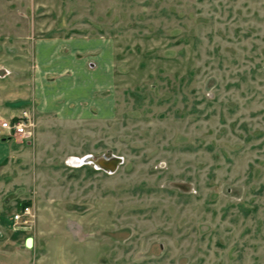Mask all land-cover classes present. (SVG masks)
I'll use <instances>...</instances> for the list:
<instances>
[{"label":"rangeland","instance_id":"rangeland-1","mask_svg":"<svg viewBox=\"0 0 264 264\" xmlns=\"http://www.w3.org/2000/svg\"><path fill=\"white\" fill-rule=\"evenodd\" d=\"M22 111L0 264H264V0H0V122Z\"/></svg>","mask_w":264,"mask_h":264},{"label":"built area","instance_id":"built-area-1","mask_svg":"<svg viewBox=\"0 0 264 264\" xmlns=\"http://www.w3.org/2000/svg\"><path fill=\"white\" fill-rule=\"evenodd\" d=\"M0 129L5 130L10 136L14 137L30 138L34 134V124L26 111H22L17 117H12L9 120H2L0 122ZM10 219L14 225L19 224V226L23 227L25 230V228L32 225L35 216L32 215L29 206H24L14 213Z\"/></svg>","mask_w":264,"mask_h":264},{"label":"crops","instance_id":"crops-1","mask_svg":"<svg viewBox=\"0 0 264 264\" xmlns=\"http://www.w3.org/2000/svg\"><path fill=\"white\" fill-rule=\"evenodd\" d=\"M53 44H55V45H53ZM61 45V44H60ZM59 45V43L58 42H56V43H51V47H54V46H60ZM44 47H47V44H45V42H42L41 44H40V46H39V48H41V49H39V50H37L38 51V53H37V60H42V59H45V58H50V59H54V61H55V63L52 65L53 66V68H58L57 69V71L58 72H63V69L65 70L66 68H69L71 65L69 64V63H67L66 61H69V60H73V55L72 54H70V55H66V56H64V58H66V59H64L63 57H60V54H58L57 52H54L53 54H52V57H50L49 55L48 56H46V57H42L41 56V51L44 49ZM56 49V48H55ZM55 49H53L52 51H55ZM59 49V48H58ZM58 51V50H57ZM40 53V54H39ZM55 54V55H54ZM60 58H62V59H64V61H58V59H60ZM56 61H58V62H56ZM77 237H79V235L77 236ZM81 240H83V238H78V241H81ZM34 245H35V242H34V239H33V247L30 249V250H32L33 248H34ZM22 246L23 245H21L20 246V248H21V250H23L24 248H22ZM9 254V253H8ZM4 256H6V254L5 255H3V257ZM3 257H1L0 256V258H3Z\"/></svg>","mask_w":264,"mask_h":264},{"label":"water","instance_id":"water-1","mask_svg":"<svg viewBox=\"0 0 264 264\" xmlns=\"http://www.w3.org/2000/svg\"><path fill=\"white\" fill-rule=\"evenodd\" d=\"M88 161L91 162L93 165H95L97 168H101L103 170L113 172L116 170L117 165L120 162V159L115 156H110L109 158L100 157L96 160H92V158H90ZM32 247H33V238L27 237L24 241V245L22 246V248L31 249Z\"/></svg>","mask_w":264,"mask_h":264},{"label":"bare ground","instance_id":"bare-ground-1","mask_svg":"<svg viewBox=\"0 0 264 264\" xmlns=\"http://www.w3.org/2000/svg\"><path fill=\"white\" fill-rule=\"evenodd\" d=\"M90 158H91V156H87V157L81 159L79 162H81V163H86ZM71 162H72V161H71Z\"/></svg>","mask_w":264,"mask_h":264},{"label":"trees","instance_id":"trees-1","mask_svg":"<svg viewBox=\"0 0 264 264\" xmlns=\"http://www.w3.org/2000/svg\"><path fill=\"white\" fill-rule=\"evenodd\" d=\"M26 206V205H25ZM22 207H24V206H22Z\"/></svg>","mask_w":264,"mask_h":264}]
</instances>
